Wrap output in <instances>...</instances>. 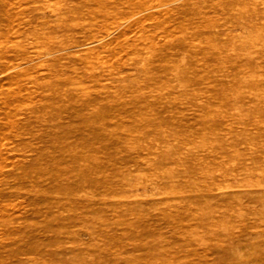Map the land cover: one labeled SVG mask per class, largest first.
I'll return each instance as SVG.
<instances>
[{
	"label": "rangeland",
	"instance_id": "374dc122",
	"mask_svg": "<svg viewBox=\"0 0 264 264\" xmlns=\"http://www.w3.org/2000/svg\"><path fill=\"white\" fill-rule=\"evenodd\" d=\"M0 264H264V0H0Z\"/></svg>",
	"mask_w": 264,
	"mask_h": 264
}]
</instances>
